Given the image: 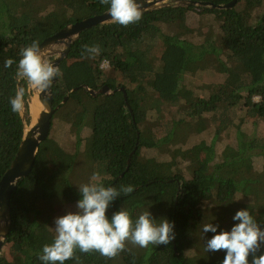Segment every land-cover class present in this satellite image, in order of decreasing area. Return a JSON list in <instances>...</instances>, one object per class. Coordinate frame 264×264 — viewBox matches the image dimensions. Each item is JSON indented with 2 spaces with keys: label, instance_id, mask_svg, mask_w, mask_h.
Masks as SVG:
<instances>
[{
  "label": "trees",
  "instance_id": "1",
  "mask_svg": "<svg viewBox=\"0 0 264 264\" xmlns=\"http://www.w3.org/2000/svg\"><path fill=\"white\" fill-rule=\"evenodd\" d=\"M108 7L100 0H0V179L23 136L21 113L9 102L17 85L26 88L29 122V85L17 84L16 63L5 68V60L18 63L32 41L41 44ZM85 44L99 45L100 53L88 57ZM58 68L53 107L75 91L54 113L30 175L11 196L0 264H42L55 218L76 211L78 186L96 172L106 187L134 188L110 205L109 218L122 208L135 222L148 210L157 223L174 224L175 239L128 244L131 251L114 259L77 249L79 264H222L225 251L205 250L215 235L203 233L205 224L230 231L235 213L248 209L264 229V0H238L227 10L170 6L126 27L98 25L80 33ZM102 87L115 93L92 97L86 90Z\"/></svg>",
  "mask_w": 264,
  "mask_h": 264
},
{
  "label": "clouds",
  "instance_id": "2",
  "mask_svg": "<svg viewBox=\"0 0 264 264\" xmlns=\"http://www.w3.org/2000/svg\"><path fill=\"white\" fill-rule=\"evenodd\" d=\"M103 5H109L108 13L112 20L122 26L135 24L142 19L141 4L137 0H100ZM83 53L95 58L101 51L99 45H83ZM39 41L20 50L18 63L12 58L4 62L5 68L16 63V79L24 81L42 92L47 91L53 79L60 75V69L47 60ZM26 88L19 86L15 95L10 97L13 113L19 114L25 110ZM134 190L132 185L106 187L100 181L96 172L89 182L78 186L81 199L76 202V211H69L54 220L55 236L51 244H45L39 260L42 264H64L69 259H76L78 249L82 253L98 252L106 259H114L124 251H131L128 244L134 247L148 248L150 245H168L175 239L174 224L168 219L157 223L150 211L145 210L133 222L126 209L115 211L111 218L107 211L110 205L121 196ZM234 224L230 231L217 232L218 225L212 223L203 226V233L213 235L206 242L205 250L225 251L222 264H264V253L257 255L264 245V229L250 214L248 209L238 210L233 216Z\"/></svg>",
  "mask_w": 264,
  "mask_h": 264
},
{
  "label": "water",
  "instance_id": "3",
  "mask_svg": "<svg viewBox=\"0 0 264 264\" xmlns=\"http://www.w3.org/2000/svg\"><path fill=\"white\" fill-rule=\"evenodd\" d=\"M237 1L238 0H231L227 4L214 6L210 3L192 2L187 0H137V2L141 4L143 13L170 6L176 8H188L194 6L201 8H212L216 10H227L232 8ZM113 22L114 21L107 10L100 15L65 26L56 34L45 39L40 44V47L44 50L43 54L45 58L47 60L52 58V60L49 61L53 62V64L58 67L60 62L66 57L71 44L77 40L81 32L98 25L110 24ZM54 81L55 78L53 79V83ZM18 82L19 81H17V84ZM52 85L47 91L44 92L35 88L32 90L33 98L36 97L39 111L36 112V115H34L32 108V115L35 117L34 119L33 117L29 118V122H27L24 118V111L21 112V117L24 124L22 140L13 161L0 179V253L11 225V196L16 190L18 182L30 175L39 146L49 136L51 119L54 113L67 101L69 94L75 91V89L72 90L69 94L63 97L58 106L53 107ZM86 90L92 97H95L98 94L112 95L115 93V91H110L107 87H102L98 91L89 90L87 88ZM120 91H122L123 95L125 96V90L122 88ZM29 103L30 102H28V113L31 112V103ZM126 107L130 110L128 104ZM127 165L129 166V160L127 161Z\"/></svg>",
  "mask_w": 264,
  "mask_h": 264
},
{
  "label": "rangeland",
  "instance_id": "4",
  "mask_svg": "<svg viewBox=\"0 0 264 264\" xmlns=\"http://www.w3.org/2000/svg\"><path fill=\"white\" fill-rule=\"evenodd\" d=\"M34 88L32 87V86H30L29 85V99L31 100V98L33 97V94H32V90H33ZM29 100V102L31 103V101ZM29 103V104H30ZM29 110H30V108H29ZM29 118H32V115H31V112L29 113ZM65 127H66V125H65ZM62 131L64 132V133H67V134H69V135H72V134H74L75 133V130H67V129H65V128H63L62 129ZM233 141V140H232ZM209 158V157H208ZM164 171H168V169H164ZM239 205L238 204H236V205H228L227 207H226V211H225V215H227V216H230V215H232L233 213H235L238 209H239ZM252 215H254V214H252ZM258 215V214H257ZM257 215H254V216H257Z\"/></svg>",
  "mask_w": 264,
  "mask_h": 264
},
{
  "label": "bare ground",
  "instance_id": "5",
  "mask_svg": "<svg viewBox=\"0 0 264 264\" xmlns=\"http://www.w3.org/2000/svg\"><path fill=\"white\" fill-rule=\"evenodd\" d=\"M30 108H31V115H32V108H33L34 115H36V112L39 111V106H38L36 97H34V98L32 97L31 104H30ZM34 115H32L33 119L35 117Z\"/></svg>",
  "mask_w": 264,
  "mask_h": 264
},
{
  "label": "built area",
  "instance_id": "6",
  "mask_svg": "<svg viewBox=\"0 0 264 264\" xmlns=\"http://www.w3.org/2000/svg\"><path fill=\"white\" fill-rule=\"evenodd\" d=\"M102 67H103V68H107V64H105V63L102 64Z\"/></svg>",
  "mask_w": 264,
  "mask_h": 264
},
{
  "label": "flooded vegetation",
  "instance_id": "7",
  "mask_svg": "<svg viewBox=\"0 0 264 264\" xmlns=\"http://www.w3.org/2000/svg\"><path fill=\"white\" fill-rule=\"evenodd\" d=\"M49 60H52V58H50Z\"/></svg>",
  "mask_w": 264,
  "mask_h": 264
}]
</instances>
